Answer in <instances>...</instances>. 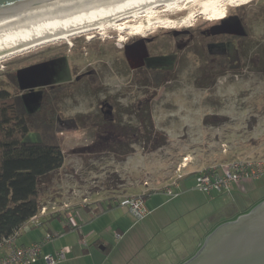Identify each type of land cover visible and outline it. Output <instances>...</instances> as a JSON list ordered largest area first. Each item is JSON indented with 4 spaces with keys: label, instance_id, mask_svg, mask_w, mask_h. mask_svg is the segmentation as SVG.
I'll use <instances>...</instances> for the list:
<instances>
[{
    "label": "rangeland",
    "instance_id": "374dc122",
    "mask_svg": "<svg viewBox=\"0 0 264 264\" xmlns=\"http://www.w3.org/2000/svg\"><path fill=\"white\" fill-rule=\"evenodd\" d=\"M225 17H240L248 33L247 40L240 39L241 57L233 42L201 33ZM225 17L209 21L199 16L189 26L146 34L145 67L132 71L122 47L143 36L124 32V41H119L114 29L104 35L92 32L90 39L80 35L52 42L0 61V86L11 95L21 91L28 111L39 108L45 87L70 81L74 68L82 69V82L88 79V86L79 83L56 94L55 130L64 161L41 180L43 205L63 208L84 201L98 218L104 216V222L122 214L125 220L141 222L131 233L144 235L155 249L157 241L165 243L168 231L179 232L184 226H191L196 235L212 231L237 212L250 211L264 201V174L207 195L197 191L193 173L183 180L196 190L185 195L180 190V197L160 191L195 169L239 158H264V0L228 7ZM185 29L187 33L176 36L174 31ZM214 39L217 54L210 55L207 44ZM226 55L229 63L224 61ZM15 78L16 88L8 82ZM26 139L38 140L39 135L29 133ZM184 158L187 166L178 170ZM148 191L153 194L143 199L154 208L151 217L131 216L129 206L120 203ZM109 203L114 208L106 210ZM94 211L89 209V214ZM177 248H170L159 264H172Z\"/></svg>",
    "mask_w": 264,
    "mask_h": 264
},
{
    "label": "bare ground",
    "instance_id": "6f19581e",
    "mask_svg": "<svg viewBox=\"0 0 264 264\" xmlns=\"http://www.w3.org/2000/svg\"><path fill=\"white\" fill-rule=\"evenodd\" d=\"M249 1L253 0H63L1 20L0 61L75 36L104 35L107 29L118 31L119 41H124V32L145 36L158 28L189 26L199 16L216 21L225 17L228 7ZM167 12L185 15L168 17Z\"/></svg>",
    "mask_w": 264,
    "mask_h": 264
},
{
    "label": "crops",
    "instance_id": "0c3cea01",
    "mask_svg": "<svg viewBox=\"0 0 264 264\" xmlns=\"http://www.w3.org/2000/svg\"><path fill=\"white\" fill-rule=\"evenodd\" d=\"M197 170L199 169L191 171L192 173H186L180 178V182L178 179L177 185L172 187L174 195L170 197H180L182 195H180V190L183 191V195L191 190H196L192 187L193 185H187L189 181L186 183L183 179L193 173L196 174ZM190 187L191 189H189ZM160 191H165V187ZM197 191L201 190L198 189ZM151 194L147 197H150ZM141 202L142 217L144 218L145 215H147L145 218L151 217L155 212L153 211L154 208L147 207L144 199ZM113 206L114 204L109 203L106 210H111L114 208ZM79 209H83L85 212L77 213ZM89 209L90 212L95 210L83 201V203L77 206H67L65 209L59 208L61 211L59 214L56 213L43 217L39 225L28 222L32 224L29 226L25 223L20 229L16 244L30 245L33 242L41 240L47 233H59L52 240L42 245L39 257L33 264H47L44 260V255L52 254L62 247H67L69 251L64 260L55 264H159L161 256L166 255L170 252V248L172 249L176 246H179V249L177 248L178 253L174 255L172 264H181L196 253L202 245L204 238L211 232H197L196 235L191 232V226H184V229H178L179 232L173 229L168 231L166 235H163L165 243L157 241L154 249L152 245L150 246V242L146 239L147 237H144V235L137 237L133 234L135 227L141 222L125 220L122 214L104 222V220L101 221L104 216H99L98 218L99 214H95V211L94 214H89ZM106 210L101 209L100 212L104 214ZM71 211H75L76 215L71 214ZM246 212L248 210L237 212L235 216L233 215L222 222L234 220L237 216ZM128 213L134 215L130 209ZM65 217H68V219H65ZM100 227L102 231H100ZM137 228L139 229L140 227ZM132 231L133 233H131ZM116 234H118V237ZM174 244L178 245L175 246Z\"/></svg>",
    "mask_w": 264,
    "mask_h": 264
},
{
    "label": "trees",
    "instance_id": "16d2710c",
    "mask_svg": "<svg viewBox=\"0 0 264 264\" xmlns=\"http://www.w3.org/2000/svg\"><path fill=\"white\" fill-rule=\"evenodd\" d=\"M240 39L233 42L239 57L243 55ZM227 56L224 61L229 63ZM55 99L56 94H42L39 108L28 111L22 94L11 95L0 89V242L20 233L21 227L39 212L44 198L40 190L42 178L63 165L64 155L55 130ZM29 133H37L39 139L27 140ZM151 192L134 197L143 201Z\"/></svg>",
    "mask_w": 264,
    "mask_h": 264
},
{
    "label": "water",
    "instance_id": "95a60500",
    "mask_svg": "<svg viewBox=\"0 0 264 264\" xmlns=\"http://www.w3.org/2000/svg\"><path fill=\"white\" fill-rule=\"evenodd\" d=\"M63 0H0V21ZM128 46L125 55L140 65L146 47ZM132 49V52L130 51ZM181 264H264V201L213 229L196 253Z\"/></svg>",
    "mask_w": 264,
    "mask_h": 264
},
{
    "label": "built area",
    "instance_id": "2783aa9c",
    "mask_svg": "<svg viewBox=\"0 0 264 264\" xmlns=\"http://www.w3.org/2000/svg\"><path fill=\"white\" fill-rule=\"evenodd\" d=\"M187 159L184 158L178 170L187 166ZM177 170V171H178ZM195 187L206 194L212 192H224L233 184H239L247 179H258L264 174V158L250 159L239 158L233 159L219 165L207 166L196 171ZM183 175L171 181L170 185L165 188V192L173 194L172 187L177 185L178 179ZM122 205H128L130 211L137 217L141 218L143 211L141 209L142 202L140 198L130 196L121 201ZM67 205L63 206L65 209ZM54 210V211H53ZM59 209L42 205L39 212L32 216L28 222L39 224L41 217L52 212L55 214ZM18 232L3 238L0 242V264H33L39 257L42 245L52 240L55 236L47 233L41 240L31 243L30 245H17L16 239ZM118 237V234H116ZM67 247H62L52 254L44 255L47 264H55L65 259L68 252Z\"/></svg>",
    "mask_w": 264,
    "mask_h": 264
},
{
    "label": "flooded vegetation",
    "instance_id": "af4514ba",
    "mask_svg": "<svg viewBox=\"0 0 264 264\" xmlns=\"http://www.w3.org/2000/svg\"><path fill=\"white\" fill-rule=\"evenodd\" d=\"M230 18L229 17H226L225 19L223 20H220L212 25H210V27H208L207 29L205 30H202L201 33L202 35H204L205 37H208V38H225L223 39V41L225 43H230V42H235L237 38H245L248 36V33L246 31L245 28L242 27L241 24V18H234L233 20H229ZM236 24H239V27L238 28H225V26H234ZM176 36L177 35H180L182 33H187L188 30L185 29V30H176L174 31ZM149 39V37H140V38H136V39H130L128 42H126L122 49H123V54H124V57H125V60H126V63L128 65V67L130 68V70H137L139 68H143L145 67V63H144V60L145 58L149 55V52L147 54L146 57H144L142 60H141V63L140 65H138L137 63L136 64H132L130 62L129 59H127L126 55H125V52H126V48L128 46H134V47H146L147 51H148V42L147 40ZM215 40V39H214ZM215 44H216V40L215 42L212 40L210 43H208V52L210 53V55L212 54H217L216 52V49H215ZM215 49V50H214ZM237 49V48H236ZM134 63V62H133ZM150 69V68H149ZM82 69L81 68H74L73 69V74H72V79L70 81H68L67 83H62V84H57V85H51V86H47L43 89L42 91V94H63L67 89H70V88H73L75 86H77L79 83H82L84 84L83 87H85V85L87 84L88 86V79L87 81H84L82 82L83 80V77L84 75L81 74ZM88 73H87V77H88ZM10 82L11 86H14V88H16L15 86H18L19 83L18 81L15 79H11V81H8ZM65 89L63 91H61V88H64ZM0 89L10 93V90L6 87H3V86H0ZM60 92V93H59ZM16 94H22L21 91H18ZM41 98H42V95H41Z\"/></svg>",
    "mask_w": 264,
    "mask_h": 264
}]
</instances>
